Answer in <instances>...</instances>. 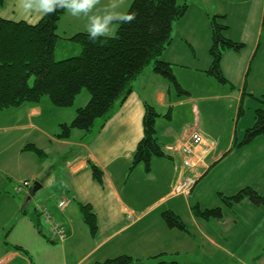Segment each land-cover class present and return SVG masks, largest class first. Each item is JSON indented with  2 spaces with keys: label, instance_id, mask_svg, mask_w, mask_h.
<instances>
[{
  "label": "crops",
  "instance_id": "0c3cea01",
  "mask_svg": "<svg viewBox=\"0 0 264 264\" xmlns=\"http://www.w3.org/2000/svg\"><path fill=\"white\" fill-rule=\"evenodd\" d=\"M189 1L183 0L187 4ZM17 5L18 0H4L0 17L30 24L43 17L23 19V14L11 15ZM198 21L208 25L206 30L211 33V19ZM174 28L179 29L178 36L161 59L172 65L176 80L187 94L178 93L150 66L134 82L128 98L112 108L107 121L100 120L86 135L75 130L69 139L58 137L59 127L70 124L77 109L85 106L90 96L74 103L67 115H60V109H54L48 98L7 109L4 116L11 122L10 129L0 131L5 133L0 137V264H95L122 255L150 260L148 264H264V208L253 205L257 209L250 221L243 211L238 216L234 213L236 219L228 208L222 209L221 220H205L193 213L191 199L201 195V180L206 173L224 162H230L229 172L238 163L240 170L249 160L247 151L253 142L260 154L264 153V137L235 149L230 132L226 146L222 144L219 119L225 117L215 115L218 102H228L236 117L242 96L235 95L227 89L229 85L219 83L207 73L212 63L209 54L212 43L209 41L206 46L204 43L200 55L196 52L192 57L182 49L184 39L195 38L192 27L180 23ZM236 67L241 69L242 63L236 61ZM186 77L194 81L193 88L188 86ZM147 106L159 114L157 138L169 155L153 157L150 171H146L143 163L132 168L133 155L144 137ZM9 111L11 114H7ZM56 112L59 116H52ZM205 122L215 131L207 130ZM193 132L201 133L216 146L205 154L204 163L195 173L183 166L184 155L180 150ZM30 144L42 150L44 157L24 151ZM197 152L202 154L201 149ZM91 163L102 171V183L94 178ZM188 174L197 178L193 190L189 194L173 193L174 183L178 184ZM24 182L31 185L18 193L17 187ZM35 182L38 191L32 196ZM226 183L234 181H218L215 187L221 190ZM61 201L66 202L63 209L59 208ZM82 205L89 206L96 217L95 234L83 219ZM44 207L65 232L64 241H55L48 234L49 225L40 213ZM165 211L177 214L187 230L169 228L162 219Z\"/></svg>",
  "mask_w": 264,
  "mask_h": 264
},
{
  "label": "trees",
  "instance_id": "16d2710c",
  "mask_svg": "<svg viewBox=\"0 0 264 264\" xmlns=\"http://www.w3.org/2000/svg\"><path fill=\"white\" fill-rule=\"evenodd\" d=\"M3 2L0 0V5ZM188 10L189 5L179 0H134L126 13H135L134 20L118 23L116 38L97 40L89 39L87 32L71 37L60 35L59 21L66 9L44 15L35 24L0 17V110L36 104L43 98L50 99L56 108H71L86 89L90 95L88 103L77 109L70 124L59 127L58 137L69 139L75 130L86 135L93 131L98 120L107 121L112 108L128 98L134 82L150 66L172 83L178 93L187 94L177 83L172 65L161 56L173 40V24L182 20ZM225 17L214 16L210 22L212 63L207 73L219 83L233 87L221 68L223 53L226 50L239 52L245 44L225 36L229 27L220 22ZM63 49H73L72 54L59 58ZM241 113L240 107L239 115ZM158 116L153 107H146L144 137L133 155L132 168L143 163L146 171H150L153 157H169L157 138ZM261 136L264 137V107L255 110L254 125L245 131L242 141L234 140L233 148L248 145ZM24 151L44 157L43 151L33 144L27 145ZM90 166L94 178L102 183V171L92 163ZM220 196L228 208L244 200L264 208V193L252 187H245L233 196L222 193ZM192 210L205 220H221L224 216L221 208L201 210L196 205ZM81 212L95 234L98 227L94 213L84 205ZM162 219L169 228L187 230L182 219L172 211L163 212ZM14 249L26 252L19 246ZM149 261L122 255L95 264H148Z\"/></svg>",
  "mask_w": 264,
  "mask_h": 264
},
{
  "label": "rangeland",
  "instance_id": "374dc122",
  "mask_svg": "<svg viewBox=\"0 0 264 264\" xmlns=\"http://www.w3.org/2000/svg\"><path fill=\"white\" fill-rule=\"evenodd\" d=\"M133 1L134 0H124V4L121 5L117 11L126 14ZM179 1L183 2V0ZM108 3L109 0H101V4L98 5L97 8H101ZM188 5L190 7L186 14L187 16H185L180 22L174 23L173 27L175 25H179L180 23H189L192 27V35L195 38L191 39L187 37L188 39H191V41H186V39H184L182 48L183 50L187 51V53H190V56L193 57L196 52L198 55H200L202 45L204 43L205 46L208 45L209 41L212 43L211 33L206 30V26L208 27V25L199 22L198 19H212L214 16H226L225 19L223 18L222 20L218 18L220 19V22L229 27V29L225 31V36L233 41L245 44L244 48H242V50L239 52L226 50L223 53V59L221 63L224 76L233 86L231 87L229 85L227 86V89L233 91L235 95L240 94V96H242V100L240 102L238 100V106L236 108L237 116L235 117V109L232 106H229L230 104L225 101L218 102L217 107L219 110L215 113L216 117L224 115L225 119L228 120L227 121L223 119V117L222 120L221 117L219 119L223 128L221 130L222 144L226 146V142L229 139L228 134H230V132L233 136V139L240 142L244 138L245 131L254 125L255 110L257 108L264 107V103L260 101L264 100V2L260 0H190ZM0 8L2 7L0 6ZM207 11L210 14L209 16L207 15ZM22 14L24 15L21 17L23 19H35L34 16L24 14L18 5L16 6V12L11 15L19 16ZM15 18L18 19L19 17ZM185 19L188 21L186 22ZM87 23V18L83 16L79 18L73 17L66 10L59 21L58 33L62 36H64L63 34L66 33V37H71L76 33L87 32ZM115 27L117 31L118 23L115 24ZM176 29H173L172 38L178 36L177 33L179 32V29ZM67 50L68 51H64L63 49L64 52L59 50L62 51L58 54L59 58H64L63 56H70L72 54L73 49ZM236 61L242 63L241 69H237ZM201 62L204 61L201 60ZM192 63L194 64V61H192ZM185 80L188 83V86L193 88L194 81H192L189 77H186ZM170 84L172 85V88L177 90L172 83ZM196 87L200 88L198 84ZM86 96L89 97L90 95L88 91L84 89L82 94H80V96H78L76 99L77 102L75 103H78V101L84 99ZM213 104H215V102ZM240 107L242 113L239 115ZM54 109H60V115H67L68 109L70 108L54 107ZM6 111L7 109L0 110V131H9L10 129L11 122L4 116ZM7 114H11V111L7 112ZM59 114L56 112L55 114H52V116H59ZM206 115H209L207 111ZM53 119L54 117L51 119V121ZM99 121L100 120H98V122ZM205 127L209 131H215V128L208 122H205ZM197 128L198 126H195V129ZM4 136L5 133H0V137ZM204 140L206 144L208 143L210 148H212L210 151L216 147L215 143L209 142L206 138H204ZM254 143L255 142L249 146L247 151V157L249 159L248 162L246 165L243 164L244 166L240 165V167L243 166L240 170H237L239 165L238 163L237 166H235L236 168L234 167L235 169L229 172L230 162H224L223 164H219L217 167H213L208 173H206L204 178L201 180L203 181L201 186V195H199L197 199L195 198L196 200L194 198L191 199L192 207L200 204L199 206L201 210L215 208H224V210H226L228 207L225 206L220 194L225 192V196H233L245 187H252L260 194L264 193V153L260 154V149L257 148V144ZM235 149H237V147H235ZM200 157L202 161L198 163L199 165L197 164L192 168V173H195L199 166L204 163L205 156L200 155ZM242 157H244V154L242 156L240 155V158ZM184 160L185 158L183 159V166L187 168L184 165ZM188 177H195V175L190 176L188 174L187 176L183 177L178 184L175 185L174 183L173 193L189 194L193 190L197 183V178L195 183L189 187V189L184 187L182 184L183 180ZM218 181H234V183H226L225 187H221L220 190L218 189L219 187H215V183H218ZM26 183L31 185L29 182ZM179 186L182 188L181 192H178L177 188ZM244 201H246V204L241 206L234 205V208H228L227 211L236 219L238 215H242L241 211H243V213L249 217L250 221L255 217V211L257 208L254 207L253 204H249L251 203L249 200ZM234 213L237 216L234 215ZM187 228L191 230L189 225H187Z\"/></svg>",
  "mask_w": 264,
  "mask_h": 264
},
{
  "label": "clouds",
  "instance_id": "9594fccd",
  "mask_svg": "<svg viewBox=\"0 0 264 264\" xmlns=\"http://www.w3.org/2000/svg\"><path fill=\"white\" fill-rule=\"evenodd\" d=\"M101 0H18L24 14L41 18L53 14L57 9H66L73 17L87 18L86 31L89 39L116 38L117 23H131L135 13L125 14L117 9L124 0H109L107 5L97 8Z\"/></svg>",
  "mask_w": 264,
  "mask_h": 264
},
{
  "label": "built area",
  "instance_id": "2783aa9c",
  "mask_svg": "<svg viewBox=\"0 0 264 264\" xmlns=\"http://www.w3.org/2000/svg\"><path fill=\"white\" fill-rule=\"evenodd\" d=\"M197 149L202 150L203 156L205 154L209 153L212 148H210L209 144L205 142L204 137L201 133L199 132H193L190 136L185 139L181 145V152L184 155V165L188 169H192L195 165H197L199 162L202 161L200 154H198ZM193 163V164H192ZM199 165V164H198ZM193 176V175H190ZM196 181L195 177H188L183 180L182 184L184 187L189 189ZM28 183L24 182L20 184L17 187L18 192H22L25 187H28ZM182 186V185H181ZM181 186H179L178 192H181ZM191 189V188H190ZM183 192V191H182ZM66 206L65 201H61L59 203V207L62 209ZM41 214L43 216V219L45 223L49 225V233L52 236L53 239L58 240V241H64L65 240V232L61 228V226L55 221L53 215L47 208H42L41 209Z\"/></svg>",
  "mask_w": 264,
  "mask_h": 264
},
{
  "label": "water",
  "instance_id": "95a60500",
  "mask_svg": "<svg viewBox=\"0 0 264 264\" xmlns=\"http://www.w3.org/2000/svg\"><path fill=\"white\" fill-rule=\"evenodd\" d=\"M37 184H38V183L35 182L34 185H33V188H32V191H33V192H32V196H35V195H36V192L38 191V189L36 188Z\"/></svg>",
  "mask_w": 264,
  "mask_h": 264
}]
</instances>
